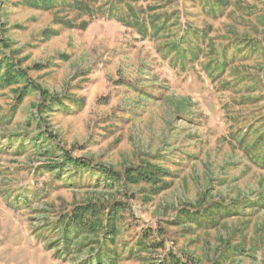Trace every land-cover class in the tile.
<instances>
[{
    "label": "rangeland",
    "instance_id": "1",
    "mask_svg": "<svg viewBox=\"0 0 264 264\" xmlns=\"http://www.w3.org/2000/svg\"><path fill=\"white\" fill-rule=\"evenodd\" d=\"M55 2L0 0V264H264V0Z\"/></svg>",
    "mask_w": 264,
    "mask_h": 264
},
{
    "label": "trees",
    "instance_id": "2",
    "mask_svg": "<svg viewBox=\"0 0 264 264\" xmlns=\"http://www.w3.org/2000/svg\"><path fill=\"white\" fill-rule=\"evenodd\" d=\"M57 0H20V2L22 3H25L27 5H30V6H35V7H41L45 5V7L47 8H50V7H53L57 2H55ZM60 1V0H59ZM61 1H65L64 3V6H68V3L70 2H67V0H61ZM76 4H81V2L79 1H76ZM5 66V72L1 73L0 71V85L1 86H7V85H12L14 83H18L19 80L23 77H25V72L22 71L20 68H17L18 70H16V65H13L12 62L8 61V60H5V62L2 64V66L0 67V70L2 69V67ZM15 71H17V73H15ZM25 87H30L29 86H25ZM34 88H36L39 92H41L42 95H45V92L43 90H41V88L38 86V85H34ZM48 101H51L50 104H52V106L50 107V109H54V105L59 107V108H64L63 106H61V102L60 100H54L52 99V97H48L47 99H45V102H44V105L43 106H38L39 109H43V108H47V102ZM61 108V109H62ZM80 163V164H79ZM69 165L67 166H75V167H82L84 169H88L90 167V164H86L84 162H81L80 160H75V159H71L69 162H68ZM60 165V163L58 164ZM80 165V166H79ZM87 165V166H86ZM61 166V165H60ZM66 168V167H65ZM63 168V170L65 169ZM68 170L67 168L65 169V171ZM62 171V170H61ZM137 172V171H136ZM162 171L158 168H147V169H142V170H138L137 173H130L129 175V179L130 181H137L138 180H146V181H149V182H153V181H157V178L161 176L162 178ZM161 174V175H160ZM107 179H111V181H121V180H124L125 177L122 179L120 176H118L116 173L114 172H107L105 174H103ZM114 206H118V204H113L110 208L112 209ZM121 207V205H120ZM108 208V210L110 209ZM105 209V211H108ZM99 209H96L95 206H90V207H87L86 209H80V210H74L71 215L67 216L66 217V220L64 222V232L63 234H65V239L66 241H64V243L66 242V246L63 245V247H70L69 243L67 245V242H71L73 241V239L75 238L76 236V239L79 238L82 234H79V235H76L77 233H85V232H88V233H93L91 232L90 230L93 228V225L96 224L94 223L91 219H90V216H99ZM97 214V215H96ZM113 218H109V212L107 214V217L104 218V219H101L100 222H98V224L96 225H99V229L102 230V235H105V234H108L109 236L107 237V239H113L114 238V232L113 230L111 231V233L109 232L110 230H108V227L110 225V221ZM91 222V223H90ZM112 229H114V226H112ZM113 233V234H112ZM141 245H144V246H140V248H143V247H158L160 246L159 243H153V244H147V243H140ZM80 247H82L81 245L79 246V249ZM71 248V247H70ZM78 248L77 247H74L73 249H76ZM59 251V250H58ZM103 252L106 254V255H98L96 257H92L91 259L94 260V258H96L95 260L98 262V263H101V264H114L113 261L115 258H114V254H111V256L108 254V251H104ZM58 257H61L60 254H57ZM64 257V256H63ZM167 260L170 259V261H172V264H183L180 262V260L173 256L172 253H170V257H167L166 258ZM91 260V261H93ZM108 262V263H107ZM160 264H167L165 261L163 262H160Z\"/></svg>",
    "mask_w": 264,
    "mask_h": 264
}]
</instances>
